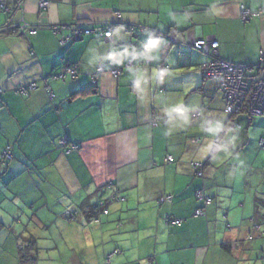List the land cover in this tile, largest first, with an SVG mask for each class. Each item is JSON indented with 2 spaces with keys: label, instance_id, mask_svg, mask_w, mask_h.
Wrapping results in <instances>:
<instances>
[{
  "label": "crops",
  "instance_id": "crops-1",
  "mask_svg": "<svg viewBox=\"0 0 264 264\" xmlns=\"http://www.w3.org/2000/svg\"><path fill=\"white\" fill-rule=\"evenodd\" d=\"M40 1L22 0L17 9L8 0L11 12H0V151L11 146L13 152L0 176V264H18L17 236L29 234L41 236V250H55L39 264H104L106 258L110 264H251L254 253L259 258L264 164L229 160L245 140L239 136L224 146L228 128L242 129L238 120L249 116L225 112L218 81L199 68L214 57L191 45L214 39L218 59L255 67L264 57V0H45V8ZM240 5L259 13L243 22ZM12 16L26 33L3 29ZM78 20L120 22L130 31L59 44L70 33L51 27ZM152 29L158 35L149 40ZM172 33L178 44L164 35ZM66 64H76L74 76L47 77ZM160 65L169 66L163 78ZM31 82L36 87L26 95L16 92ZM221 126L222 140L214 145ZM60 139L75 149L64 151ZM208 157L200 177L193 166ZM202 190L214 202L197 200ZM112 193L117 198L99 221L59 218L65 208ZM235 194L249 195L250 203L243 199L240 223L224 228L218 212L232 206ZM177 219L182 223L172 222Z\"/></svg>",
  "mask_w": 264,
  "mask_h": 264
},
{
  "label": "built area",
  "instance_id": "built-area-1",
  "mask_svg": "<svg viewBox=\"0 0 264 264\" xmlns=\"http://www.w3.org/2000/svg\"><path fill=\"white\" fill-rule=\"evenodd\" d=\"M17 9H20L22 1L15 0ZM41 8H45L47 6V1L43 0L39 3ZM9 11L7 7V0H0V12L2 11ZM250 10H247L243 5L241 6V16L242 20H247L251 17ZM11 19L14 21L12 24L6 25L3 29L5 31H18L20 33H26L28 30L25 29L26 24H21L18 20H14L12 16ZM77 25V24H76ZM53 28L54 33L62 34L63 31H68L70 34L75 33V30L72 25H60L51 27ZM17 29V30H16ZM144 30V29H142ZM84 34H91L94 33L96 37L101 38H108L111 36L109 30H105L104 32H95L93 29H82L79 30ZM30 34H35L36 30L31 28L29 31ZM61 35L59 38V43L64 44L67 40H69V35ZM171 39H175L174 35L168 36ZM194 48L201 50L214 58L211 61H208L200 66V70L202 71L203 75L208 78H212L218 81V88L219 91L222 93V96L227 100L228 104L225 109L227 113H232L234 110L237 109L242 104L243 99L247 94L250 95V100L248 103V109L252 114H263L264 115V57L261 56L259 64L256 67H250L246 64H233L229 63L225 60L218 59L216 57V48H217V41L211 39H204L200 38L192 42ZM165 67L162 72L161 76L164 75L166 71ZM102 68L98 66L97 72L101 71ZM260 70L259 74L257 73ZM257 71V72H255ZM70 72L75 75V70L73 68H65V70L59 73L61 79L65 78V73ZM119 73V70H113L112 74L116 75ZM36 84L31 82L26 85H20L16 88V92L26 95L30 90L34 89ZM197 115V113H196ZM63 143V142H61ZM2 156L10 157V152L7 151ZM197 168H200V164L196 163L194 165ZM199 174L201 171L198 170ZM197 198L203 199L206 202H209V198L205 197L202 191L197 192ZM106 212V211H105ZM200 210L196 211V215L201 214ZM173 223L180 224L182 223L181 220H173ZM264 262V255L262 257Z\"/></svg>",
  "mask_w": 264,
  "mask_h": 264
},
{
  "label": "trees",
  "instance_id": "trees-1",
  "mask_svg": "<svg viewBox=\"0 0 264 264\" xmlns=\"http://www.w3.org/2000/svg\"><path fill=\"white\" fill-rule=\"evenodd\" d=\"M20 1H22V0H20ZM14 4L16 5V3H14ZM243 22H245V21H243ZM70 25L73 26V28L75 30V33L69 35V41L76 40V39H81L84 36H93L94 38L100 39V40L105 39L104 37L103 38L96 37L94 33L84 34L83 32L79 31V30H82V29L84 30L86 28L93 29V30H95V32H104L105 30H109L111 36H112L113 30L115 28H123L124 30H127V31L129 30V29H127V26H123L122 27L120 22H118V24H114V23H112V24H91V23H89L87 21H84V20H78L76 22H73V24H70ZM141 31H143V30H141ZM146 33H149V35L151 36L149 38V40L150 39L152 40L153 36H154V38H156L157 35H158V32L154 31L153 29L152 30H147ZM62 35H65V34H62ZM164 35L167 37L168 34H164ZM110 37H108V38H110ZM191 47L194 48L193 46H191ZM146 62H147V60H146ZM75 65L76 64H66L65 67L66 68H73L75 70V74H76V66ZM165 67H167V65H160L159 66L160 78L164 77V75L161 76V72H162V70ZM167 70H169V66L166 68V71ZM255 72H257V71H255ZM259 72H260V70L257 73L259 74ZM59 73L60 72L52 73V74H49L47 77H49L50 79H57V78H60V77H58ZM61 80H63V79H61ZM75 93H78V92H75ZM71 97H72V95H71ZM223 99L225 101V109H226L228 102H227V100L224 97H223ZM249 100H250V95L247 94V96H245V98L243 99L242 104L239 107H237V109L234 110L232 113H235L234 115L241 114L243 116H249L250 118H253V117H256V116H260V117L264 118L263 114H252V113H250V111L248 109ZM232 113H229V114H232ZM193 115L196 116V113H193ZM233 116L231 115V118ZM225 125H227V124L225 123ZM225 125H224V127H225ZM223 132H224V130H222L214 138V141H213V142H215V143H213L214 145H216V144L218 145L221 142ZM259 140H260L259 141L260 145L263 146L264 145V138H261ZM216 141L218 143H216ZM57 142H58L59 147H63L64 151L65 150L70 151L72 149H75L74 148L75 146L72 145V144H68V143L62 144L61 143V139L58 140ZM216 148L217 147H215V149ZM7 151L10 152V157L2 156V154H4ZM11 160H13L12 147L11 146H7L3 150L0 151V176L3 174V172L6 171V169L8 167V163ZM211 160H212L211 157H208V159H206V161L203 164L198 163L201 166L200 168H197V171L200 170L201 174H199V172H197L196 169H195V171L198 174V176H200V177L202 176V174H203V172H202L203 165L204 166L210 165L211 164ZM194 168H196V167H194ZM202 192H203V190H202ZM195 194H196L195 197L197 198V193H195ZM203 194H204V192H203ZM116 196H117V193H112L111 196L110 195H106V194H102L101 197H97V199H95V201L92 202L91 204H85V205L83 204L82 206L80 205L78 209L74 208V209L70 210V209L65 208L61 212V216L59 218L61 220L65 221L66 223H69V224L79 223L81 225H87V224L91 223V221H99V217L101 216V214H105V211H106V213L108 212L109 204L111 202H113L115 198H117ZM205 197L209 198V202H206L205 200L198 199V198H197V200H199L204 205H209L212 202H214V199L212 197H209L208 195L205 196ZM204 207L205 206H203V208L202 207L197 208L195 210V214H196L197 210H200L201 212H203L204 211ZM202 214H204V212L199 214V215H202ZM168 222H171L170 219H168ZM172 222H173V220H172ZM256 227L258 228V226H256ZM261 237L264 238V231L261 233ZM39 240H41V237H39V236L37 237L34 234H29L28 236H17V248L16 249H17L18 264H39V260H40L39 257H38V250L40 249V247H38V243H40ZM262 240H264V239H262ZM222 245L224 246V249L227 248L225 246V244H222ZM263 255H264V252L260 255L259 258L262 261V263L264 264V262L262 260Z\"/></svg>",
  "mask_w": 264,
  "mask_h": 264
},
{
  "label": "rangeland",
  "instance_id": "rangeland-1",
  "mask_svg": "<svg viewBox=\"0 0 264 264\" xmlns=\"http://www.w3.org/2000/svg\"><path fill=\"white\" fill-rule=\"evenodd\" d=\"M241 6L242 5H240V10H241ZM247 10H249V9L247 8ZM258 13L259 12H251V14H258ZM219 93L221 94L220 91H219ZM251 119H252L251 124H248V117L239 119L238 122L241 123V125H242V129H240V130L234 129V128H228V130H227L229 132H228V134L224 140L225 149L228 148L227 143H228L229 138L231 136H234V138L239 136L240 141L241 140L243 141L245 139L243 141V143L239 142L235 146V148H234V150H236L235 155L233 156V158L229 157V160L232 159V162L235 161V163H237V161H241V160L251 162L252 160L256 159V162H255L256 165L260 162V160H262L263 164H264V145L263 146L260 145V142H259V139L261 137L264 138V118H262L260 116H256V117H253ZM222 127L223 126L217 128L218 130L215 133L216 136L221 132ZM211 131L213 132V129H211ZM207 143H208V146H209V143H211V146L213 145L212 141H207ZM225 149H223V150H225ZM225 152H228V150L224 151V153ZM219 154H216L215 157L218 158ZM224 161H226V160H224ZM227 163H229V162H227ZM253 172H254V169H251V173H253ZM240 177H241V173L238 174V178H240ZM235 192L243 193V192L239 191V189L236 190ZM226 197H228V196L226 195ZM233 198L234 199L231 202L232 203L231 207L223 206V207H221V209L218 212V216H219L218 219L221 221V224L224 228L228 224L230 226L234 227L240 223L241 219L244 216L241 213V212H243V210L241 207L242 205L240 203L243 199H246V201H245L246 204L250 203L249 202V195L243 196V194H235L233 196ZM251 198H252V196H251ZM226 201H229V200H227V198H226L225 202ZM235 204L239 205V207L238 206L235 207ZM227 210L229 213V217L224 216L226 214ZM221 217H223V218L221 219ZM36 232L38 235H41L43 233V231H40L38 229H36ZM39 237H41V236H39ZM39 242L40 243H38V247H40V245H43V244H41L42 240H39ZM60 251H64V250L60 249ZM81 251H82V247L80 248V255L82 256ZM53 253H55V250H53L52 252H48V251H44V250L39 249L38 250V257L40 259L39 261L43 262L44 260H47L49 257H51V255ZM127 256H128V258L133 257L129 254H127ZM257 257H258V255L256 256L255 253L253 256H251V264H263L262 261L260 260V258H257ZM86 261L88 262V264L91 263V261H88V259H86ZM101 263H104V261L102 260ZM53 264H55V263H53ZM104 264H110L108 258L106 259V263H104Z\"/></svg>",
  "mask_w": 264,
  "mask_h": 264
},
{
  "label": "clouds",
  "instance_id": "clouds-1",
  "mask_svg": "<svg viewBox=\"0 0 264 264\" xmlns=\"http://www.w3.org/2000/svg\"><path fill=\"white\" fill-rule=\"evenodd\" d=\"M250 10V9H249ZM251 11V10H250ZM252 17V16H251ZM170 35H174V37H175V40H177L176 39V35L175 34H168V36H170ZM206 39V38H205ZM211 40H214V39H211ZM178 41V40H177ZM217 45H218V43H217ZM191 46H193V45H191ZM196 49V48H195ZM198 50V49H197ZM199 51H201V50H199ZM201 52H203V51H201ZM204 53V52H203ZM207 54V53H206ZM209 55V54H208ZM204 64V63H203ZM241 64V63H240ZM246 65H248V64H246ZM250 66V65H249ZM257 66V65H256ZM255 66V67H256ZM251 67V66H250ZM253 67V66H252ZM199 68H200V66H199ZM202 72V71H201ZM203 74V73H202ZM206 78H208V77H206ZM212 79V78H211ZM219 89V88H218ZM239 127V126H238ZM61 142H63L62 144H66V141L65 140H61ZM106 213V212H105Z\"/></svg>",
  "mask_w": 264,
  "mask_h": 264
},
{
  "label": "water",
  "instance_id": "water-1",
  "mask_svg": "<svg viewBox=\"0 0 264 264\" xmlns=\"http://www.w3.org/2000/svg\"><path fill=\"white\" fill-rule=\"evenodd\" d=\"M169 39H171L170 37H169ZM177 40H175V39H171V42H176Z\"/></svg>",
  "mask_w": 264,
  "mask_h": 264
},
{
  "label": "bare ground",
  "instance_id": "bare-ground-1",
  "mask_svg": "<svg viewBox=\"0 0 264 264\" xmlns=\"http://www.w3.org/2000/svg\"><path fill=\"white\" fill-rule=\"evenodd\" d=\"M251 111V110H250Z\"/></svg>",
  "mask_w": 264,
  "mask_h": 264
}]
</instances>
